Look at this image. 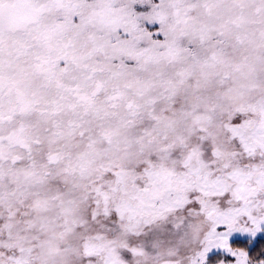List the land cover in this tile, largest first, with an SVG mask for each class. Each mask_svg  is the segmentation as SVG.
Segmentation results:
<instances>
[{"label": "snow or ice", "instance_id": "snow-or-ice-1", "mask_svg": "<svg viewBox=\"0 0 264 264\" xmlns=\"http://www.w3.org/2000/svg\"><path fill=\"white\" fill-rule=\"evenodd\" d=\"M0 264H264V0H0Z\"/></svg>", "mask_w": 264, "mask_h": 264}]
</instances>
